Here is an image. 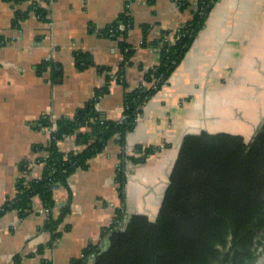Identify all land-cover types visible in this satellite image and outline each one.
Returning <instances> with one entry per match:
<instances>
[{
	"label": "crops",
	"instance_id": "crops-1",
	"mask_svg": "<svg viewBox=\"0 0 264 264\" xmlns=\"http://www.w3.org/2000/svg\"><path fill=\"white\" fill-rule=\"evenodd\" d=\"M196 1L181 8L176 0H43L46 19L29 10L13 26L14 7L0 0V35L8 39L0 45V206L16 193L21 161L34 162L35 145L49 141L40 118H71L107 85L97 108L106 118L119 119L125 93L140 86L159 61V47L142 44L143 28L151 42L162 32L175 37ZM121 13L131 18L124 64L116 43L103 32ZM44 63L48 66L37 68ZM263 121L264 0H218L125 136L131 155L137 146L158 150L143 162H128L124 200L115 183L121 146L113 138L85 169L53 189L55 209L68 208L56 239L43 227L46 214L38 197L32 212L11 210L0 217V264H67L89 243L103 242L102 229L121 205L125 219L133 214L154 219L186 135L229 133L250 142ZM80 147L74 135L58 141L63 152ZM42 169L33 164L30 178L40 177Z\"/></svg>",
	"mask_w": 264,
	"mask_h": 264
},
{
	"label": "trees",
	"instance_id": "trees-1",
	"mask_svg": "<svg viewBox=\"0 0 264 264\" xmlns=\"http://www.w3.org/2000/svg\"><path fill=\"white\" fill-rule=\"evenodd\" d=\"M5 1L14 7L13 26L29 10L36 11L41 18L47 17L43 0ZM176 1L181 8L190 4L189 0ZM217 1L197 0L191 18L174 41L169 39V32L148 41V28H143L142 44L158 46L159 61L146 71L140 86L125 93L122 120L106 118L95 107L97 97L107 91V85L97 89L95 96L71 118L54 121L43 115L39 126L49 128L55 123V129L46 145H35L39 156L34 162L21 161L16 193L0 206V217L11 210L21 215L32 212L38 197L46 214L43 227L56 239L68 208L55 209L53 189L66 185L68 176L77 169H85L89 160L113 138L121 146L115 183L122 202L128 162H143L158 150L137 146V154L126 155L125 136L133 130L144 104L166 84L182 61ZM23 3L28 4L24 9L20 8ZM130 20L129 15L121 13L103 30L125 57L121 64L130 55L124 38ZM119 24L124 28L119 29ZM7 41L0 35V45ZM77 58L81 59L78 55ZM41 66L48 63L37 68ZM67 135H74L81 147L67 152L59 150L58 141ZM35 163L43 167L41 176L30 178ZM108 235L104 250L100 249V242L89 243L81 257L67 264H253L264 253V121L250 142L229 133L186 135L156 217L133 214L125 219L121 205L115 208L112 222L102 229L101 239Z\"/></svg>",
	"mask_w": 264,
	"mask_h": 264
},
{
	"label": "built area",
	"instance_id": "built-area-1",
	"mask_svg": "<svg viewBox=\"0 0 264 264\" xmlns=\"http://www.w3.org/2000/svg\"><path fill=\"white\" fill-rule=\"evenodd\" d=\"M118 28L119 29H123L124 28V25L123 24H119V26H118ZM110 35L113 37V34L112 33H110ZM178 36V35H177ZM176 37V36H175ZM175 37H169V39H172V41H174L175 40ZM95 107H96V109H98L97 108V102H96V104H95ZM99 110V109H98ZM125 116L123 115V114H121V116H120V120H122L123 118H124ZM48 131H49V133L51 134L52 133V131H53V129H55V123H53V125L51 126V127H49V128H46ZM125 153H126V155H131V154H129L127 151H126V148H125ZM138 153V152H137ZM142 154V153H141ZM135 155V154H134ZM45 264H52L51 262H46Z\"/></svg>",
	"mask_w": 264,
	"mask_h": 264
},
{
	"label": "water",
	"instance_id": "water-1",
	"mask_svg": "<svg viewBox=\"0 0 264 264\" xmlns=\"http://www.w3.org/2000/svg\"><path fill=\"white\" fill-rule=\"evenodd\" d=\"M123 228V227H122ZM109 236L105 237V239L103 240V242L100 244V249L104 250L106 248V246L108 245V240H109ZM258 261V260H257Z\"/></svg>",
	"mask_w": 264,
	"mask_h": 264
},
{
	"label": "rangeland",
	"instance_id": "rangeland-1",
	"mask_svg": "<svg viewBox=\"0 0 264 264\" xmlns=\"http://www.w3.org/2000/svg\"><path fill=\"white\" fill-rule=\"evenodd\" d=\"M151 219H152V217H151ZM264 256V253H261L260 255H259V258L253 263V264H264V261H261L260 259L262 258ZM264 260V259H263Z\"/></svg>",
	"mask_w": 264,
	"mask_h": 264
},
{
	"label": "bare ground",
	"instance_id": "bare-ground-1",
	"mask_svg": "<svg viewBox=\"0 0 264 264\" xmlns=\"http://www.w3.org/2000/svg\"><path fill=\"white\" fill-rule=\"evenodd\" d=\"M263 259H264V256H263L260 260H261V261H264Z\"/></svg>",
	"mask_w": 264,
	"mask_h": 264
}]
</instances>
